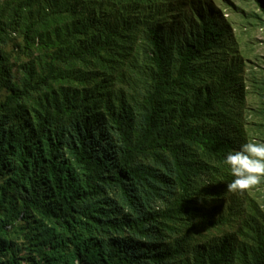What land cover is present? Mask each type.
I'll list each match as a JSON object with an SVG mask.
<instances>
[{"label":"trees","instance_id":"obj_1","mask_svg":"<svg viewBox=\"0 0 264 264\" xmlns=\"http://www.w3.org/2000/svg\"><path fill=\"white\" fill-rule=\"evenodd\" d=\"M173 1L0 0V264H264L231 30Z\"/></svg>","mask_w":264,"mask_h":264},{"label":"rangeland","instance_id":"obj_2","mask_svg":"<svg viewBox=\"0 0 264 264\" xmlns=\"http://www.w3.org/2000/svg\"><path fill=\"white\" fill-rule=\"evenodd\" d=\"M192 1V4L190 2ZM176 13L186 23L200 13H214L231 30L232 42L226 63L239 78L244 103L239 109L245 123L246 140L264 141V12L254 0H178ZM185 23V24H183ZM240 147V146H239ZM264 211V182L245 190Z\"/></svg>","mask_w":264,"mask_h":264},{"label":"clouds","instance_id":"obj_3","mask_svg":"<svg viewBox=\"0 0 264 264\" xmlns=\"http://www.w3.org/2000/svg\"><path fill=\"white\" fill-rule=\"evenodd\" d=\"M232 181L229 192H244L264 182V141L248 140L225 157Z\"/></svg>","mask_w":264,"mask_h":264}]
</instances>
